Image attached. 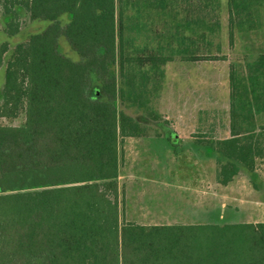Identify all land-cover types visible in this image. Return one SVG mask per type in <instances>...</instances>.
Wrapping results in <instances>:
<instances>
[{
	"label": "trees",
	"instance_id": "1",
	"mask_svg": "<svg viewBox=\"0 0 264 264\" xmlns=\"http://www.w3.org/2000/svg\"><path fill=\"white\" fill-rule=\"evenodd\" d=\"M192 1L0 0L4 14L21 5L31 19L50 22L15 46L4 69L0 117L22 112L25 122L0 126V264H264V222H121L118 138L145 129L114 102L143 107L147 85L163 74L159 66L186 52L182 32L202 26L197 36L204 38L219 27L190 15L218 0ZM259 1L229 0V6L244 12ZM65 13L71 18L61 27ZM159 18L169 51L172 42L177 46L170 55L162 54L163 45L148 48ZM10 27L8 34L17 32ZM60 36L81 61L56 50ZM7 50L0 45V67ZM109 62L117 63L119 83ZM238 68L229 73L231 138L214 143L221 184L240 168L252 171L264 155V126L255 123L264 102V54Z\"/></svg>",
	"mask_w": 264,
	"mask_h": 264
},
{
	"label": "rangeland",
	"instance_id": "2",
	"mask_svg": "<svg viewBox=\"0 0 264 264\" xmlns=\"http://www.w3.org/2000/svg\"><path fill=\"white\" fill-rule=\"evenodd\" d=\"M201 3L197 0L192 1L193 5H201ZM217 3L218 6H213L212 9L210 7L207 10H196V12L190 13V15H196L199 18L204 15L207 25H212L216 21L219 25L215 28L214 33H205L203 41L201 40L203 44L197 38L199 54H205L207 57L216 55L218 58V62L204 64L202 82L205 86L202 90L199 92L194 90L196 83L193 79L194 76L181 75L182 70L179 68L182 63L180 60L185 57V53H180L174 54L171 58L172 61L159 66V70L163 74L155 77L156 80L147 85L146 91L148 92L143 95V107L137 104L134 106L122 104L119 100L114 102L117 110L132 117L145 129L141 136L143 145L137 144V140L133 137L118 138L119 168L116 181L117 202L122 223L209 225L200 224V219H187L184 216L185 203L177 186L187 181L217 180L220 155H216L212 149L195 152L187 147L183 140L186 138L178 136L187 132V124L183 123L181 118L197 116V111H200L201 117L209 121L223 120L226 112V97L223 89H225L224 83L228 80L225 70L232 64H235L236 70L241 64H245L243 57L244 31L247 30L245 23L251 18L241 10H231L229 0H218ZM185 6L187 5L183 3L180 5L183 10ZM250 12L253 20L259 21L261 18L264 20V16L261 17L262 14L264 15V0L251 5ZM70 18L69 14H62L58 18L61 27H65ZM9 23L12 25L10 28L17 27V32L12 35L7 33ZM49 24L50 22L44 19H31L26 9L21 5L14 6L8 14H4L2 2H0V45L6 43L8 46L0 67V102L2 100L4 69L15 46L27 41L30 36L42 32ZM203 29L202 26H196L194 31L202 33ZM163 31L165 33L163 20L159 18L152 26V31L149 32L148 48L152 51L156 50L159 45H163L162 54L170 55L171 50H175L177 46L175 42H172L169 51L167 40L160 36ZM256 31L258 34L259 30ZM195 32L193 34L185 30L182 33L186 35L185 37H192L191 39L195 40ZM136 44H140L139 40H136ZM185 44L183 47H186V51L189 47V53L195 52V47L187 45V40ZM56 50L74 62L82 60L71 49L64 36L58 38ZM108 66L110 74L114 75L119 83L121 78L117 70V63L109 62ZM214 69H217L219 74L211 76L209 73ZM207 87H214L216 91L214 93L206 91ZM153 115H156V118ZM24 122L25 115L22 112L13 119L0 117V126L21 127ZM208 122L202 125L203 133L199 131L197 135L203 138L199 142L204 146L211 139H204V137H209L204 134L209 127ZM109 198L113 199V196L109 195ZM255 221V223H262L261 221L264 222V219L259 218ZM215 225L226 224L220 221ZM35 264H43V262L37 260Z\"/></svg>",
	"mask_w": 264,
	"mask_h": 264
},
{
	"label": "crops",
	"instance_id": "3",
	"mask_svg": "<svg viewBox=\"0 0 264 264\" xmlns=\"http://www.w3.org/2000/svg\"><path fill=\"white\" fill-rule=\"evenodd\" d=\"M244 13L251 16L249 21L245 23V28L247 30L244 31L243 39V57L245 58L246 64L257 60L260 55L264 54V20L262 18L259 19V21L253 20L250 11H244ZM263 16L262 14L261 17ZM256 30H259L258 34ZM195 37V40L191 39L192 37L186 38L187 45H190L192 48L195 47V52L192 51L189 53V47H187L188 52L186 51L185 57H182L180 60L182 64L179 69L182 70L181 75L186 74L188 76H194L193 79L196 81L194 90L199 92L205 86L202 82L204 64L208 65L212 62H218V58L216 55L207 57L205 54H199L197 38L200 39V43H202L203 38L197 36V33ZM245 64H241L240 66L243 68ZM231 68H235V64L229 65L225 70V76L228 77V80L224 83L225 89H223V91L226 97L225 110L227 113L225 112L223 120L219 121V119H213L209 121L201 117L200 111H197V116H191L190 118L184 116L181 118L183 123L187 124V132H185L184 135L178 136L179 138H186L183 139L185 140L186 146L195 152H203V150L208 149H212V151L215 152V142L231 138L229 116V73ZM216 70L217 69L211 70V72L209 70V74L211 76L218 75L219 73ZM209 88L207 87L205 90L212 93L216 91L214 87ZM258 105V111H255V123L257 126L261 127L264 126V102ZM207 122L209 123V127L204 134L209 137H204V139H211L207 141L204 146L199 142V140L203 138L197 135L199 131H201L202 125ZM191 125L195 126L192 127ZM194 131L195 133H193ZM201 133H203V131H201ZM133 138L137 140V144L143 145L141 136ZM262 147L264 149V143ZM215 154L219 155L216 152ZM255 161V167L252 171H246L244 168H240L232 180L226 184L220 183V169L217 168L218 179L215 181H187L178 185L177 188L180 190V195L185 203L184 216L187 219H200V224H219L220 221H222L223 224L255 223L256 219H264V155L256 158ZM151 225L162 224L153 223Z\"/></svg>",
	"mask_w": 264,
	"mask_h": 264
}]
</instances>
